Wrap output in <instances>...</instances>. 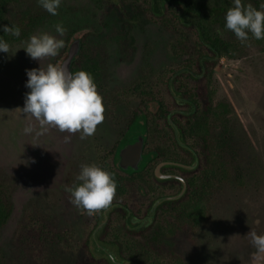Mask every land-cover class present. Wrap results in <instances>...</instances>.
I'll use <instances>...</instances> for the list:
<instances>
[{
  "label": "rangeland",
  "instance_id": "obj_1",
  "mask_svg": "<svg viewBox=\"0 0 264 264\" xmlns=\"http://www.w3.org/2000/svg\"><path fill=\"white\" fill-rule=\"evenodd\" d=\"M21 2V6L43 9L37 0ZM258 2V9L264 11V0ZM242 4L254 7L253 0H242ZM57 13L49 14L33 34L55 36L54 26L59 23L66 31L58 38L65 43L70 34L88 31L87 38L94 45L89 53L101 66L102 88L96 91L101 99L105 97L104 119L94 134L83 140L79 133L65 141L69 136L66 132L56 128L42 131L37 121L21 112L28 91L25 73L46 67L63 48L56 57L39 62L22 49L26 41L9 44V54L0 53V174L14 184L13 211L0 230L4 264H75L76 242L88 228L98 226L104 212L102 222L112 209L123 205L114 202L109 210L88 215L70 203L65 188L74 183L82 164L101 167L98 150L112 147L125 131L129 109L121 105L115 90L131 88L139 77L148 79L172 61L168 53L170 35L162 26L140 18L128 29L106 0H61ZM222 35L236 46L231 57L218 59L211 79L212 134L225 172L216 174L206 187V215L197 224L179 228L167 246L186 264H264V253L257 252L247 235L250 230L264 234V40L249 34L248 41L241 44L228 32ZM171 79L168 89L180 106L183 101L171 88ZM106 105L113 106L110 114ZM147 108L154 111L156 104L149 102ZM28 124L33 132L25 134L23 129ZM124 134L128 138L142 135L143 118ZM196 166L197 161L185 169L191 171ZM162 167L160 173L183 179L182 174L164 172ZM156 201L143 217L128 214L134 229L152 221ZM68 232L74 235L70 240L65 236L61 241L65 243H61ZM91 250L96 257L102 253L94 241Z\"/></svg>",
  "mask_w": 264,
  "mask_h": 264
},
{
  "label": "trees",
  "instance_id": "obj_2",
  "mask_svg": "<svg viewBox=\"0 0 264 264\" xmlns=\"http://www.w3.org/2000/svg\"><path fill=\"white\" fill-rule=\"evenodd\" d=\"M21 1L0 0V25L20 28L19 37L0 31V39L8 44L27 41L49 16L44 9L34 10L29 6H21ZM106 1L113 7L117 19L124 20L128 29L140 18L162 26L170 35L168 53L172 61L148 79L139 77L131 88L115 90L116 96L121 97V105L129 109V120L125 131L113 146L105 150L99 149L97 154L101 168L110 172L116 182L112 203H120L123 206L114 208L107 214V219L99 227L95 239L118 258L138 264H186L172 247L167 246V242L177 235L179 228L187 223L197 224L206 215V187L214 180L216 174L225 172L216 148V139L212 134L211 116L214 115V107L211 79L218 59L231 57L236 49L231 39L222 35V32L234 35L224 27V14L232 6V2ZM253 3L258 9V0H253ZM87 33L88 31L83 34H70L59 56L52 63L59 65L72 37L80 36V52L72 62L71 71L74 73L84 70L90 73L96 89H100L101 66L95 55L89 53L94 45L88 40ZM169 78H172L171 88L183 101L180 106L169 92ZM104 98L102 97V100ZM132 101L136 103L134 106ZM149 102L156 104L154 111L148 110ZM106 107L110 114L113 106ZM168 115L176 128L178 138L167 120ZM141 117L143 150L139 167L136 170L121 169L117 166L118 151L129 138L136 136L128 138L124 133L135 128L138 118ZM165 161L183 165H191L197 161V166L190 171L178 165H164L162 171L182 174L186 185L185 192L179 198L160 202L155 208L152 221L134 229L130 224L129 213L135 217H143L154 200L175 195L181 190L180 180L155 177L153 168ZM13 191L14 184L0 174V230L12 214ZM93 231V227L88 228L76 242L75 264H111L104 254L96 257L92 253ZM52 233L56 232L53 230ZM72 235V232L64 234L60 242L65 236L70 240ZM0 264H4L1 253Z\"/></svg>",
  "mask_w": 264,
  "mask_h": 264
},
{
  "label": "clouds",
  "instance_id": "obj_3",
  "mask_svg": "<svg viewBox=\"0 0 264 264\" xmlns=\"http://www.w3.org/2000/svg\"><path fill=\"white\" fill-rule=\"evenodd\" d=\"M37 3L48 14L56 16L61 0H37ZM224 27L241 44L248 41L249 34L255 40H264V11L251 4L244 5L242 0H232V6L224 14ZM0 31L13 37L20 35L18 26L0 25ZM54 31L55 36L48 32L30 35L22 48L26 55L38 62L42 58L56 57L64 47V40L58 37H63L66 30L57 23ZM9 51V44L0 39V53L9 54ZM25 74L24 86L28 91L24 94L21 112L37 121L42 131L56 128L61 133L66 132L69 136L65 141L75 133H79L82 140L94 134L104 117L102 99L90 73L84 70L73 73L63 65L49 63L44 68L27 69ZM23 132L32 133L31 124L26 125ZM115 190L114 176L96 164H82L74 183L65 188L70 194V203L88 215L109 208ZM247 235L257 252L264 253V234L250 230ZM107 259L117 264V258L111 253Z\"/></svg>",
  "mask_w": 264,
  "mask_h": 264
},
{
  "label": "water",
  "instance_id": "obj_4",
  "mask_svg": "<svg viewBox=\"0 0 264 264\" xmlns=\"http://www.w3.org/2000/svg\"><path fill=\"white\" fill-rule=\"evenodd\" d=\"M80 48H81L80 38L78 36L73 37L72 40L70 41V43L68 44L65 56L61 59L59 65H63V67L67 71L72 72L71 71V65H72V62L74 61V59L76 58V56L79 54ZM168 122L172 126V128L174 129L175 135L177 137V131H176V128H175L172 120L168 118ZM142 150H143V135H136L132 138H129L118 151L117 166L121 169H128L129 168L132 170H136L139 167L140 161L142 159ZM164 165H178V166H182L186 169L191 167V165H183L180 163L170 162V161L161 162L156 166V168L154 169V175L156 178H160V179L177 178L178 180H180L182 187H181V190L175 195L159 198L154 203L153 210L163 200H172V199H176V198L180 197L181 194L184 192L185 186H186L184 180L180 176L160 173L159 169H160V167H162ZM110 207L107 208L106 210H109ZM103 214H104V216H103L102 221L105 220L106 212H104ZM102 223L103 222L99 223L98 226L94 229V231L92 233L93 241L95 242L96 247L100 248V250L102 251V254H104L107 257V255L109 253H111L112 255H114L117 258V264H138L136 262H132V261H129L126 259L118 258L109 248H107L105 245L99 243L95 239V234L97 233V231H98L99 227L102 225ZM111 264H112V262H111Z\"/></svg>",
  "mask_w": 264,
  "mask_h": 264
}]
</instances>
